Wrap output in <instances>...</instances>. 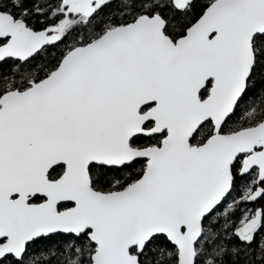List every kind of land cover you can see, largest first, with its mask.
Listing matches in <instances>:
<instances>
[{
    "label": "snow or ice",
    "instance_id": "snow-or-ice-1",
    "mask_svg": "<svg viewBox=\"0 0 264 264\" xmlns=\"http://www.w3.org/2000/svg\"><path fill=\"white\" fill-rule=\"evenodd\" d=\"M0 264H264V0H0Z\"/></svg>",
    "mask_w": 264,
    "mask_h": 264
},
{
    "label": "trees",
    "instance_id": "trees-1",
    "mask_svg": "<svg viewBox=\"0 0 264 264\" xmlns=\"http://www.w3.org/2000/svg\"><path fill=\"white\" fill-rule=\"evenodd\" d=\"M237 179L240 180V179H242V177H239V176H238ZM259 202H260L259 200L256 201L257 204H258ZM248 203H249V206H250V207L253 206V205H252V202H248Z\"/></svg>",
    "mask_w": 264,
    "mask_h": 264
}]
</instances>
